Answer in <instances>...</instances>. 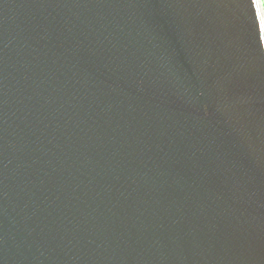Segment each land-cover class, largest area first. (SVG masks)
I'll return each mask as SVG.
<instances>
[{
  "label": "water",
  "instance_id": "95a60500",
  "mask_svg": "<svg viewBox=\"0 0 264 264\" xmlns=\"http://www.w3.org/2000/svg\"><path fill=\"white\" fill-rule=\"evenodd\" d=\"M0 264H264L257 0H0Z\"/></svg>",
  "mask_w": 264,
  "mask_h": 264
},
{
  "label": "bare ground",
  "instance_id": "6f19581e",
  "mask_svg": "<svg viewBox=\"0 0 264 264\" xmlns=\"http://www.w3.org/2000/svg\"><path fill=\"white\" fill-rule=\"evenodd\" d=\"M257 1H258V10L261 18L262 30L264 35V5L262 0H257Z\"/></svg>",
  "mask_w": 264,
  "mask_h": 264
}]
</instances>
